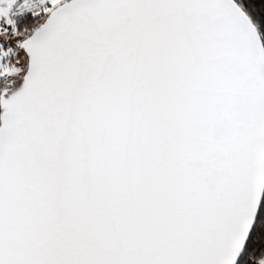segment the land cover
Here are the masks:
<instances>
[{"label": "snow or ice", "instance_id": "6c2138e0", "mask_svg": "<svg viewBox=\"0 0 264 264\" xmlns=\"http://www.w3.org/2000/svg\"><path fill=\"white\" fill-rule=\"evenodd\" d=\"M0 264H264V0H0Z\"/></svg>", "mask_w": 264, "mask_h": 264}]
</instances>
